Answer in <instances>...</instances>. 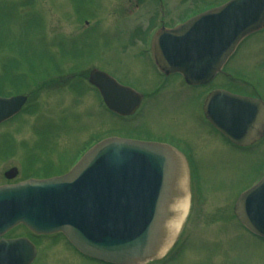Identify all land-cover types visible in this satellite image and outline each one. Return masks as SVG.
Masks as SVG:
<instances>
[{
    "label": "rangeland",
    "instance_id": "374dc122",
    "mask_svg": "<svg viewBox=\"0 0 264 264\" xmlns=\"http://www.w3.org/2000/svg\"><path fill=\"white\" fill-rule=\"evenodd\" d=\"M164 1L169 23L193 7L215 4ZM154 7L152 0H0V93L27 88L21 92L27 108L0 125V181L10 166L17 170L14 179L47 169L64 172L93 135H121L140 126L186 142L197 158L175 235L163 253L143 264H264V239L231 211L238 193L264 173V134L244 152L234 151L213 136L195 99L179 88L146 97L140 117L125 121L127 126L101 107L84 77L96 67L137 85L131 80L138 75V49ZM230 67L236 91L253 94L255 88L264 99V28L239 44ZM5 151L11 152L3 156ZM38 249L32 264H108L83 258L58 239L40 240Z\"/></svg>",
    "mask_w": 264,
    "mask_h": 264
},
{
    "label": "water",
    "instance_id": "95a60500",
    "mask_svg": "<svg viewBox=\"0 0 264 264\" xmlns=\"http://www.w3.org/2000/svg\"><path fill=\"white\" fill-rule=\"evenodd\" d=\"M264 23V0H229L163 30L152 44L156 63L178 71L188 83L206 82L246 34ZM88 81L106 106L131 113L141 95L93 68ZM25 97H0V121ZM204 114L236 143L262 132L260 101L223 90L208 97ZM180 159L165 144L108 137L88 149L66 173L0 186V234L17 223L33 232L61 231L81 253L112 264H142L163 247L168 206L178 198ZM15 169L6 175L12 177ZM233 213L264 238V175L235 200ZM34 255L26 238L0 239V264H28Z\"/></svg>",
    "mask_w": 264,
    "mask_h": 264
},
{
    "label": "flooded vegetation",
    "instance_id": "af4514ba",
    "mask_svg": "<svg viewBox=\"0 0 264 264\" xmlns=\"http://www.w3.org/2000/svg\"><path fill=\"white\" fill-rule=\"evenodd\" d=\"M152 1L154 2V5H155L154 11L151 14L152 18H151V20H149L148 26L145 28V30H143V34L141 37V44H140L139 49H138L139 55L137 57V62H138L137 66H138L139 70H138V72H136V74H138L142 77H139L137 75L136 79L131 80L132 82H134L133 84L137 83V85H140L142 87L138 88L137 85H132L129 82H127L123 79L117 78L115 75L111 74L120 83L129 85V86L133 87L134 89L138 90L139 92H142V94H143L142 100L139 104L140 106L137 108L135 113H133L132 115L122 116V118L124 120V121L122 120L123 122L128 121L129 119L135 118L136 115L139 116V112H141V109L144 110L143 105H146V102L144 101L145 97L156 98V97L160 96L162 91L165 89H168L169 94H170V91L176 90L177 88H179V89H182V92H185V93L187 92L188 95L193 97L195 99V109L199 113V116L201 114L202 120L204 122H206V120L204 119L203 114H202V103L204 101L206 93L210 92L213 89H225V90H228L230 92H235V93H240V94H245V95H252L255 97H261L260 95H258L255 88H253L254 93L249 94V93H242L240 91H236V89L231 85L233 83V81L235 80L234 78L236 77L234 75V73H236L235 69H231L232 67H230V69H227L229 64L231 63V58L228 59L226 61L225 65L223 66V68L208 83H205V84L204 83L203 84H188L184 81V79L182 78V76L179 73L170 72V73L165 74L164 72H162L158 68V66L154 62V59L152 56V51H151V40H152L153 36L160 30V28H162V27L171 28V27L179 24L180 22L186 20L190 16H193V15H195V14H197V13H199V12H201L207 8L219 5L220 3H222L226 0H214L213 3H215V4H212L208 7H205V3L198 6V7L197 6L193 7L187 15H183L179 20H177L174 23H171V22L169 23V21L166 20L167 17L165 18L166 12H167V4L165 3V1L164 0H152ZM256 33H252V35H250L249 37L251 38ZM133 62H134V60H133ZM150 74L152 75V77ZM127 78L131 79L130 77H127ZM220 79H223L222 81H224V82L220 81ZM197 103H200V105H199L200 110L196 106ZM1 124L2 123H0V125ZM127 126H128V124H127ZM208 127L210 128V131L213 133V136L221 138L223 140V142L227 146H229L231 149H233L234 151L242 153L248 147V146L236 145V144L228 141L224 136H222L217 130L212 128L209 124H208ZM121 136L131 137V138H136V139H141V140H152V141H158V142L166 143V144L170 145L171 147H174L182 155V157L185 159V161L187 163L196 164L197 158L194 156V153L191 151L192 149H190L191 147L186 142L184 144H182V143L178 142L179 140H177L175 138H171L167 135H163V134L155 135L152 131H149L147 129H143L140 126H128L125 134H121ZM181 146H183V147H181ZM10 152L11 151H9V152L5 151L3 156L9 155ZM39 168L44 169L45 167L42 165ZM4 170L2 171V175H3ZM43 172L44 173H50L48 176L52 175V171H49V169H47L46 171H43ZM20 179H23V178L10 179V180L2 179L0 181V184L11 183V182L18 181ZM4 236L5 237H12V238L17 237V236L28 237L34 243L35 249H36L35 257H34L33 261L35 260L37 254L39 253L38 248H39L40 240H43V239H48V241H55L58 239L62 243H65L71 251L76 252L70 246V244L67 242V240L64 238V236L61 233L34 234V233H29L28 231H26L25 233H23V232H21V233L11 232L7 236L6 235H4Z\"/></svg>",
    "mask_w": 264,
    "mask_h": 264
},
{
    "label": "bare ground",
    "instance_id": "6f19581e",
    "mask_svg": "<svg viewBox=\"0 0 264 264\" xmlns=\"http://www.w3.org/2000/svg\"><path fill=\"white\" fill-rule=\"evenodd\" d=\"M176 192L179 194L184 190V181L182 178L178 179L175 185ZM187 196H179L174 199V202L168 206V212L170 214L169 218H167L166 223V246L170 244L172 237L175 235L183 216L187 210ZM164 248V247H163ZM162 251V250H161Z\"/></svg>",
    "mask_w": 264,
    "mask_h": 264
}]
</instances>
